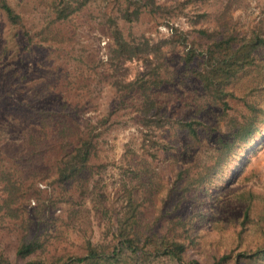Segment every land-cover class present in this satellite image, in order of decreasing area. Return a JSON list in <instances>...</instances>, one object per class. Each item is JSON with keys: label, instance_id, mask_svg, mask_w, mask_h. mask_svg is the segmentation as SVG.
I'll return each mask as SVG.
<instances>
[{"label": "trees", "instance_id": "1", "mask_svg": "<svg viewBox=\"0 0 264 264\" xmlns=\"http://www.w3.org/2000/svg\"><path fill=\"white\" fill-rule=\"evenodd\" d=\"M46 1L53 15L51 23L31 30L10 0H0V11L11 31L10 43L17 53L31 55L32 47L47 46L60 51L70 46L72 39L65 33L68 24L95 0ZM196 1L179 0L175 8L187 16L184 14L187 4ZM109 3L127 22L138 21L145 7L156 13L162 9L155 0L146 3L109 0ZM206 17V13L197 10L189 19V31L171 27L169 38L155 41L146 36L127 38L111 16L115 25L106 63L111 73L105 70V77L124 75L126 64L132 61H142L147 68L135 80L117 83L113 107L98 124L72 123L66 106L57 98L46 101L45 109L31 107L32 117L41 127L30 135L34 153L56 152L57 183L68 186L82 201L72 207L65 219V227L76 235L79 244L75 251L50 253L49 240L37 234H26L18 240L11 258L2 246L0 231V264H202L186 258V253L197 243L194 218L183 214L185 202L190 197L194 201L199 199L200 193L209 196V186L221 175L232 155L243 146L253 144L263 132L264 124L263 21L254 27L239 29L219 17L210 27L205 24ZM178 48L184 49L179 62L184 65L182 74H193L202 99L219 111V121H226L225 133L217 124H209L203 118L186 119L166 110L161 92L171 86L177 76L176 70L170 68L167 54ZM195 62L198 67L193 66ZM237 92L243 95L245 108L239 115L231 116V100L237 98ZM248 99L253 101L248 102ZM202 108L200 105L198 114L202 113ZM127 110L134 111L133 118L146 132L142 131L141 152L128 150L133 155L124 169L123 206L115 212L101 184L105 165L98 163L99 143L104 135L101 127H112L121 111ZM204 140H213L207 160L202 165L191 162ZM178 147L188 162L180 166L163 193L158 186L163 190L166 186L154 177L152 162L160 152L169 154ZM17 182L8 180L5 185L8 197L0 203L3 217L17 212L11 207L17 200L14 198L19 190ZM261 197L252 192L239 196L248 205L243 219L234 225L235 242L229 252L215 256L212 264H264V220L254 223L251 217L254 201ZM93 214L101 215L107 222L106 231L99 239L94 237ZM214 217V223L218 224L220 218L217 214ZM253 228L258 229L251 234Z\"/></svg>", "mask_w": 264, "mask_h": 264}, {"label": "rangeland", "instance_id": "2", "mask_svg": "<svg viewBox=\"0 0 264 264\" xmlns=\"http://www.w3.org/2000/svg\"><path fill=\"white\" fill-rule=\"evenodd\" d=\"M141 1L146 3L147 0ZM155 1L162 6L160 12H152L145 7L138 21L127 22L121 18L120 12L112 8L109 0H95L68 24L65 33L72 39L70 46L60 51L47 46L32 47L31 55L28 52L17 53L14 44L10 43L8 22L0 11V203L8 197L5 190L8 180H17L19 186L14 196L17 200L11 205L17 212L6 217L0 214L2 246L11 258L15 255L18 240L26 234H37L43 240H49L50 253L75 251L78 247L79 239L65 227V219L72 207L82 204V201L68 186L57 183L54 173L56 152L34 153L30 135L41 127L32 117L31 107L36 105L45 109L46 101L57 98L66 106L72 123L98 124L113 107L117 83L135 80L146 71L145 63L132 61L126 64L124 75L105 77V70L109 71L106 63L115 25L110 20L111 16L127 38L146 36L155 41L169 38L171 27L189 31V19L197 10L206 13L205 24L210 27L219 17H224L239 29L264 23V0H198L187 4L184 12L187 16L175 8L179 0ZM10 2L22 13L31 30L41 29L53 19L46 0ZM183 52V48H178L167 54L170 68L176 70L177 76L173 84L161 92L166 110L186 119L203 118L209 124H217L216 127L225 133L226 121H219V111L202 99L193 74H182L184 65L179 62ZM193 66L198 67V62ZM242 96L237 92V98L231 100V116L239 115L245 108ZM200 105H203L202 113L198 114ZM134 115L133 110L121 111L112 127H101L104 135L99 143L98 163L105 165L100 176L101 184L115 212L123 206L124 169H127V160L133 155L128 150L140 153L142 131L146 132L133 118ZM262 129L264 134V124ZM261 133L253 144L243 146L232 155L221 175L209 186V196L200 193L199 199L194 201L190 197L185 202L184 216L192 215L196 223L197 244L186 253L188 260L212 264L215 256L229 252L236 238L234 225L243 219L248 205L239 198L243 193L262 196L254 201L251 217L254 223H263L264 136ZM212 144L213 140H204L191 162L204 164ZM185 156L178 147L169 154L160 152L155 158L152 162L154 177L166 186L164 190L158 186V190L166 192L180 166L187 165ZM215 214L220 218L218 224L214 223L215 217L212 218ZM93 224L94 237L99 239L106 231L107 222L101 215L93 214ZM255 229L258 228H253L251 234L256 232Z\"/></svg>", "mask_w": 264, "mask_h": 264}]
</instances>
